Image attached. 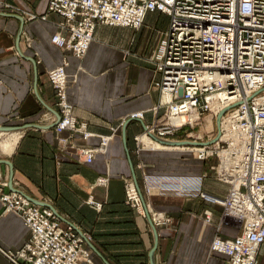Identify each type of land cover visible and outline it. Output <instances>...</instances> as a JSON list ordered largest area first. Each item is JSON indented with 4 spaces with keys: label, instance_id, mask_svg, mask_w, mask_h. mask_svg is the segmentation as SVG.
Masks as SVG:
<instances>
[{
    "label": "crops",
    "instance_id": "0c3cea01",
    "mask_svg": "<svg viewBox=\"0 0 264 264\" xmlns=\"http://www.w3.org/2000/svg\"><path fill=\"white\" fill-rule=\"evenodd\" d=\"M48 4L0 0V128L19 129L9 132L19 135L12 153L0 150V160L9 162L0 163L5 191L51 207L86 234L91 263L82 264H226L224 256L211 251V243L217 236L232 239L240 229L234 222L223 224V207L196 194L164 191L154 182L208 175L202 191L225 199L229 186L213 176L216 159L199 160L187 149L196 145L189 138H168L164 145L175 151L148 149L140 142L146 127L163 114L153 110L160 100L154 86L160 75L152 59L170 27L169 17L149 13L140 30L99 25L86 56L77 59L53 45L61 18L40 19ZM64 60L67 99L79 123L93 134L88 139L55 129L61 115L47 74ZM134 113H144L143 118H133ZM206 122L208 134L211 122ZM102 137L110 139L105 151L87 163L82 149L100 148ZM130 182L141 196L140 209L127 202ZM30 234L0 201V264H13L7 256L20 250ZM258 264H264V245Z\"/></svg>",
    "mask_w": 264,
    "mask_h": 264
},
{
    "label": "built area",
    "instance_id": "2783aa9c",
    "mask_svg": "<svg viewBox=\"0 0 264 264\" xmlns=\"http://www.w3.org/2000/svg\"><path fill=\"white\" fill-rule=\"evenodd\" d=\"M149 13L168 16L170 27L161 34L152 59L160 75L154 83L160 100L153 110L163 114L145 131L154 141H167L198 126L204 116L218 117L226 110L217 135L204 140L196 134L191 138L196 145L187 149L200 160L215 158L213 176L229 191L222 200L208 196L201 188L207 175L154 182L164 191L196 194L221 205L223 224H229L226 219L237 222L240 234L232 239L215 237L211 251L224 256L226 264H258L264 245V0H49L47 13L40 19L58 15L61 21L56 24L53 45L83 59L99 25L140 30ZM67 65L64 60L47 74L61 115L55 129L88 139L93 134L79 123L67 99ZM138 114L132 117L142 119L144 113ZM179 115H186V120L174 123ZM108 139L102 137L100 148L82 149L87 163L105 151ZM7 187L0 177L5 211L17 214L31 233L20 250L7 256L11 263H91L86 234L54 209L20 192H6ZM126 198L132 207H142L135 183H128ZM210 221L207 217L206 222Z\"/></svg>",
    "mask_w": 264,
    "mask_h": 264
},
{
    "label": "rangeland",
    "instance_id": "374dc122",
    "mask_svg": "<svg viewBox=\"0 0 264 264\" xmlns=\"http://www.w3.org/2000/svg\"><path fill=\"white\" fill-rule=\"evenodd\" d=\"M206 120L210 121L211 122V125L207 128L208 130V134L206 132V130L204 128H206V124H209L206 122ZM217 130H218V127H217V117H214V116H210V115H206L202 118V122H200V124L198 126H196L195 128L191 129L189 128L188 130H183L182 133H180L179 135H175L174 137L178 136V137H181L182 139H188V140H191V138L196 135V134H201L202 136H204L205 139H208L210 138L211 136H216L217 135ZM187 131V132H186ZM2 133V135L0 134V142L3 141L4 137L6 136L5 134H9V132H12V131H9V132H4V131H0ZM201 132V133H199ZM144 135V133H143ZM143 135L140 136V141L141 143L144 145L145 143V139L142 140L143 138ZM7 136H10V135H7ZM6 136V137H7ZM207 136H210V137H207ZM148 137V136H147ZM172 138V137H171ZM154 144V143H153ZM160 144V148H153V147H147L148 149H152V150H157V151H175L176 149L174 148V150H170L171 148L167 147V145H163L161 143H158ZM0 150L2 151V148L0 147ZM0 151V153H2ZM190 151V150H189ZM212 176V174H210ZM208 176V175H207ZM226 222L227 223H232L234 222L235 223V226L239 228V225L237 222L235 221H232L230 219H226Z\"/></svg>",
    "mask_w": 264,
    "mask_h": 264
},
{
    "label": "bare ground",
    "instance_id": "6f19581e",
    "mask_svg": "<svg viewBox=\"0 0 264 264\" xmlns=\"http://www.w3.org/2000/svg\"><path fill=\"white\" fill-rule=\"evenodd\" d=\"M138 115H140V113L138 114ZM140 117H141V115H140ZM186 115H179L178 117H176V118H174L173 119V122L174 123H181V122H184L185 120H186ZM137 119V118H136ZM148 127V126H147ZM1 135H2V133H1ZM6 135V134H5ZM9 135V134H8ZM148 136V137H147ZM4 140L3 141H1L0 142V147L2 148V152L3 153H5V154H10V153H12V151H13V149H14V147H15V145L17 144V141H18V139H19V135L17 134V135H10V136H5L4 138H3ZM143 139H145L144 141V145L146 146V147H153V148H160V144H158V143H161V144H163L164 145V140H162V141H154L150 136H149V134H148V132H144V135H143V138H142V140ZM109 141H110V139H108V143H109ZM141 142V141H140ZM154 143V144H153ZM174 147V146H173ZM175 147H182V146H175ZM183 149H186L185 147H182ZM172 149V148H171ZM181 149V148H180ZM191 149V148H190ZM198 149H195L194 151L196 152ZM198 158V157H197ZM200 160V159H199ZM208 196H210V195H208ZM210 197H212V196H210ZM213 198V197H212ZM140 202H141V200H140ZM141 204H142V202H141Z\"/></svg>",
    "mask_w": 264,
    "mask_h": 264
},
{
    "label": "water",
    "instance_id": "95a60500",
    "mask_svg": "<svg viewBox=\"0 0 264 264\" xmlns=\"http://www.w3.org/2000/svg\"><path fill=\"white\" fill-rule=\"evenodd\" d=\"M19 37H20V34H19ZM40 99V98H39ZM41 100V99H40ZM226 112V110H224V111H222L219 115H218V117H217V125H218V127H219V125H220V122H221V118L223 117V115H224V113ZM59 119V118H58ZM60 121V120H59ZM33 127H36V128H38V129H43V128H52L53 126H50V127H42V126H39V125H35V126H33ZM125 127H126V125H125ZM124 127V128H125ZM16 130H19V129H17V128H0V131H4V132H9V131H16ZM163 143H165V141L163 142ZM0 163H5V164H8L9 165V162L8 161H1L0 160ZM13 177L11 176L10 177V182H9V186L12 188V185H13ZM35 203V202H34ZM37 204V203H36ZM41 205V204H40ZM49 207V206H48ZM51 208V207H50ZM157 235V234H156Z\"/></svg>",
    "mask_w": 264,
    "mask_h": 264
}]
</instances>
